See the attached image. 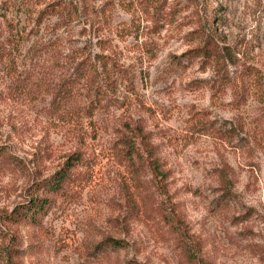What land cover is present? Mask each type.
<instances>
[{
  "label": "rangeland",
  "instance_id": "374dc122",
  "mask_svg": "<svg viewBox=\"0 0 264 264\" xmlns=\"http://www.w3.org/2000/svg\"><path fill=\"white\" fill-rule=\"evenodd\" d=\"M74 155L39 226L10 222ZM0 249L264 264V0H0Z\"/></svg>",
  "mask_w": 264,
  "mask_h": 264
},
{
  "label": "trees",
  "instance_id": "16d2710c",
  "mask_svg": "<svg viewBox=\"0 0 264 264\" xmlns=\"http://www.w3.org/2000/svg\"><path fill=\"white\" fill-rule=\"evenodd\" d=\"M196 50V49H195ZM123 145L125 146V151H127V159L132 163L133 162V152L130 151V147L126 144V141L123 140ZM149 159L148 164L151 166L154 176L164 178L166 176V170L163 168V164L156 157V154L153 152V147L148 148ZM72 157H75L72 156ZM75 160L67 161V165L63 166L59 171L55 173V178H51V180L44 186L45 195L42 197H34L31 201L23 206H16L13 211L9 214H6L7 219L10 222L18 223L20 221L24 222V224L29 225L31 227H37L40 224L41 218L46 214L47 210L50 208L51 198L53 195L60 193L63 191L65 185H67L69 180V171L71 169V165L77 163L79 157L73 158ZM163 220L167 223L172 231L176 233L177 241L184 250L185 254L194 256L193 245L189 240L185 232V227L181 225V221L178 218H174L170 212L164 210L163 212ZM106 246L111 248H119L123 246L120 240L114 239L112 237H105L102 241ZM8 249H0V264H9V254Z\"/></svg>",
  "mask_w": 264,
  "mask_h": 264
}]
</instances>
